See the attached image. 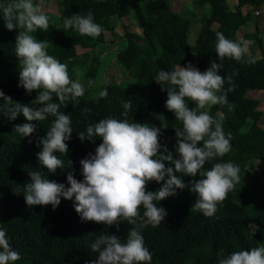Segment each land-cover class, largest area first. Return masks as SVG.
<instances>
[{
    "label": "trees",
    "instance_id": "16d2710c",
    "mask_svg": "<svg viewBox=\"0 0 264 264\" xmlns=\"http://www.w3.org/2000/svg\"><path fill=\"white\" fill-rule=\"evenodd\" d=\"M38 1L33 0V3ZM6 2L0 0V3ZM195 5L201 11H210L209 16L199 21L200 32L195 45L188 42L193 23L189 10L174 11L167 0H59L60 24L49 23L47 31L30 33L38 41H47V53L67 65L70 78L82 84L84 95L61 103L53 94L52 102L60 105L59 111L71 115L73 131L66 142L68 154L56 153L65 167L54 174L40 166L38 153L42 145L38 146V141L46 137L55 117L49 115L44 121L33 122L35 133L22 137L14 133V127L27 121L22 115L9 120L2 110L4 102L0 100V228L6 230L13 250L20 253L21 259L15 264H93L99 259V253L90 249L95 235L108 232L126 240L130 228L135 227L126 220H121L118 227L83 221L75 211V198L61 197L55 210L51 205L28 206L22 186L30 182L29 172L37 170L66 187H70L67 182L70 172L82 181L80 161L89 154L94 155L102 140L94 138V142L87 139L82 142L77 134L86 133L89 125L101 119L123 120L122 103L128 99L132 100V108L127 119L159 128L161 148L166 146L175 154V129L182 128V124L166 108L168 94L154 77L160 70L171 71L177 65L187 67L195 60L201 72L213 61L221 65L218 74L225 77V83L218 95L226 93L227 103L209 105L202 111H208L222 124L225 136L230 134L231 137V150L223 157L206 161L201 172L210 170L215 163L231 162L240 169L239 182L217 205L213 216H205L193 207L198 196L188 188L178 189L175 196L155 202L166 210L167 216L158 226L141 228L145 246L152 255L150 264H218L220 252L227 257L234 251L264 247V180L249 179L254 161L260 159L264 163V128L260 126L264 113L259 109L258 99L246 97L247 91H264V51L255 63H249L246 57L239 62L227 57L221 60L215 51L218 32L237 42L255 40L264 48V35L261 36L255 16L256 11L264 9V0H237L233 10L227 0H197ZM89 11L94 22L103 28L99 36L81 35L74 28L64 30L66 18L73 14L86 15ZM131 20L141 29V34L130 31ZM250 23L255 28L246 31ZM118 27L124 31L122 37L116 31ZM19 30L22 29L9 31L0 13V90L15 102L31 104L37 92L29 94L18 86L19 61L15 44ZM107 35L127 42L115 58L126 77L119 83L105 80L101 91L107 89L106 97L98 94L88 98L95 85L90 86L88 81L96 82L101 69L102 53L97 50L106 44ZM77 46L91 51L79 55ZM228 76L232 77L231 84ZM229 88L232 90L228 91ZM188 104L190 108L196 107L191 101ZM84 109L90 111L84 112ZM68 160L73 162L71 167H67ZM170 166L174 167L166 162V167ZM177 175L186 185L193 179L203 178L199 174L196 177ZM161 186L162 183L152 181L147 184V190L155 192ZM143 212L141 206V218ZM141 218H137V224L143 223Z\"/></svg>",
    "mask_w": 264,
    "mask_h": 264
},
{
    "label": "clouds",
    "instance_id": "9594fccd",
    "mask_svg": "<svg viewBox=\"0 0 264 264\" xmlns=\"http://www.w3.org/2000/svg\"><path fill=\"white\" fill-rule=\"evenodd\" d=\"M0 13L9 31L19 30L16 37L15 53L19 61V87L31 94L37 92L31 104L15 102L0 90L2 109L9 120L23 116L27 123L16 125L14 133L29 137L36 131L35 121H44L49 115L55 117L46 137L38 141L42 150L38 153L40 166L50 173L65 167L64 161L56 153L69 152L66 143L72 137L71 115L59 111L60 105L52 102L53 94L61 103L69 98L84 95V88L77 80L70 78L68 67L49 55L47 41H38L30 33L37 30L47 31L48 17L39 4L33 0H7L0 3ZM65 31L75 29L81 35L97 37L103 31L101 25L94 22L89 11L86 15L73 14L63 22ZM215 51L222 60L225 57L241 61L248 54V62L255 63L249 53L251 41L239 42L227 39L218 32ZM221 65L213 61L204 72L193 67L177 65L171 71L160 70L154 77L168 98L166 108L175 114L182 128H176V152L167 147L161 148L160 129L155 126L130 122L127 117L132 108V100L122 103L125 117L101 119L87 127L86 133L77 135L84 140L102 143L95 150L81 159L83 180H77L75 173L67 174L70 187L44 177L41 171H31L30 182L22 186L23 196L28 206H48L55 210L61 203V197L67 200L75 198V211L83 221L105 224L107 226L126 220L135 225L130 228L126 240L102 232L95 235L91 250L99 253V259L93 264H150L152 255L145 246L141 228L155 227L164 221L167 212L155 202L175 196L177 190H188L197 194L193 207L205 216H213L217 205L223 202L230 191L239 182V167L231 162L215 163L210 170L201 172L206 161L223 157L231 150L230 134L228 137L222 124L215 120L208 111H202L209 105L227 103V94L223 90L225 77L218 74ZM232 83V77H227ZM89 85L95 81L89 80ZM232 89L229 88L228 91ZM108 95L107 89L99 92L100 97ZM188 101L196 107L190 108ZM89 112L90 109H84ZM202 143V146H198ZM178 156V158H176ZM166 162L174 167H166ZM67 161V167L72 166ZM203 177L193 179L190 185L177 175ZM162 183L155 192L147 190L149 182ZM141 206L144 209L140 217ZM137 218L143 220L137 224ZM218 264H264V247L251 250L234 251L227 257L218 253ZM21 259L20 253L10 246L6 230L0 228V264H15Z\"/></svg>",
    "mask_w": 264,
    "mask_h": 264
},
{
    "label": "rangeland",
    "instance_id": "374dc122",
    "mask_svg": "<svg viewBox=\"0 0 264 264\" xmlns=\"http://www.w3.org/2000/svg\"><path fill=\"white\" fill-rule=\"evenodd\" d=\"M171 9L174 11L180 12L183 8L189 10V15L193 19L192 27L190 30V33L188 35V42L191 45H195L196 39L198 37V34L200 32V24L199 21L203 16H209L210 11L209 9L207 11H201L199 10L195 3L197 0H167ZM58 2L59 0H50L49 3H45L43 0H39L37 4L41 7L42 12L48 17L49 23H55L60 24V12L58 10ZM227 3L229 7L233 10L237 5V0H227ZM259 14L255 15L256 20L258 23V26L260 27V30L262 31V35H264V9L258 10ZM258 17V18H257ZM218 21V17H217ZM132 26L130 31L136 32L138 34H141V29H139L136 24L131 20ZM253 23L246 28V31H252L254 30ZM118 35L122 37L124 35V31L121 27H118L116 29ZM250 33V32H246ZM264 39V38H263ZM127 42L126 40L122 41H116L115 38L111 35H107L106 37V44L99 46L97 51H101L100 56V62H101V69L99 71L98 78L95 82L94 88L88 95V98H94L96 97L99 92L101 91L102 83L105 80H111L113 82L119 83L120 81L124 80L126 75L125 72L119 64L116 63V54L120 50H122L126 46ZM249 47V53L251 57L254 59L260 58L262 56V52L264 51V48L261 49L257 42L255 40L251 41V44ZM77 53L79 55H82L84 53H89L91 49H84L80 46H77L76 48ZM98 55V54H97ZM246 60H248V54L245 55ZM119 66V67H118ZM197 63L196 60L194 61L193 67L196 68ZM246 97L258 99L260 102L259 109L263 111L264 113V91H247ZM208 107V106H207ZM260 126L264 128V115L262 117ZM252 169L249 173L250 180L253 177H257L260 180H264V163L259 159L255 160L253 163V166H251ZM247 180V184L250 182V180Z\"/></svg>",
    "mask_w": 264,
    "mask_h": 264
},
{
    "label": "built area",
    "instance_id": "2783aa9c",
    "mask_svg": "<svg viewBox=\"0 0 264 264\" xmlns=\"http://www.w3.org/2000/svg\"><path fill=\"white\" fill-rule=\"evenodd\" d=\"M258 14H259V12H258V11H256V12H255V15H258Z\"/></svg>",
    "mask_w": 264,
    "mask_h": 264
}]
</instances>
